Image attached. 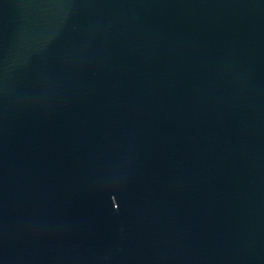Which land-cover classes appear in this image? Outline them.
<instances>
[{
    "label": "water",
    "instance_id": "obj_1",
    "mask_svg": "<svg viewBox=\"0 0 264 264\" xmlns=\"http://www.w3.org/2000/svg\"><path fill=\"white\" fill-rule=\"evenodd\" d=\"M0 264H264V0H0Z\"/></svg>",
    "mask_w": 264,
    "mask_h": 264
}]
</instances>
